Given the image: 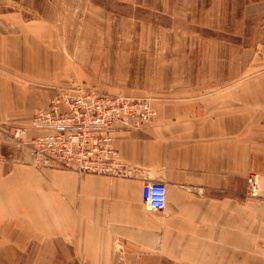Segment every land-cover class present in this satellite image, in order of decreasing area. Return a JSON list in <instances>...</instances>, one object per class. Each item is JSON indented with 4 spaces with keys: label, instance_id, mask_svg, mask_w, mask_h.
<instances>
[{
    "label": "crops",
    "instance_id": "obj_1",
    "mask_svg": "<svg viewBox=\"0 0 264 264\" xmlns=\"http://www.w3.org/2000/svg\"><path fill=\"white\" fill-rule=\"evenodd\" d=\"M11 12L22 14L0 9V122L9 113L33 137V116L55 95L41 83L49 41L31 22L10 36ZM52 45L66 62L64 45ZM206 80L154 99L151 127L117 133L131 178L35 167L0 126V264H264V82ZM250 172L258 203L247 199ZM147 180L167 184L164 211L144 206Z\"/></svg>",
    "mask_w": 264,
    "mask_h": 264
},
{
    "label": "rangeland",
    "instance_id": "obj_2",
    "mask_svg": "<svg viewBox=\"0 0 264 264\" xmlns=\"http://www.w3.org/2000/svg\"><path fill=\"white\" fill-rule=\"evenodd\" d=\"M36 4L43 15L30 12ZM2 8L22 13H9L10 36L18 24L42 26L50 62L41 83L50 97L91 88L153 104L182 89L208 88L206 79L218 73L240 75L243 87L264 82L257 77L264 74V0H12ZM56 40L66 62L52 58ZM21 124L9 113L0 122L7 136Z\"/></svg>",
    "mask_w": 264,
    "mask_h": 264
},
{
    "label": "built area",
    "instance_id": "obj_3",
    "mask_svg": "<svg viewBox=\"0 0 264 264\" xmlns=\"http://www.w3.org/2000/svg\"><path fill=\"white\" fill-rule=\"evenodd\" d=\"M154 115L148 98L91 88H66L59 90L33 116L31 128L38 130V134L28 137L26 128L15 127L9 137L37 167L131 178L134 170L121 157L116 145L117 133L142 130ZM167 196L165 182L144 183L142 200L147 210L164 211ZM247 199L251 203L261 201L260 178L256 172L248 174Z\"/></svg>",
    "mask_w": 264,
    "mask_h": 264
}]
</instances>
